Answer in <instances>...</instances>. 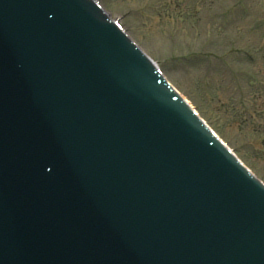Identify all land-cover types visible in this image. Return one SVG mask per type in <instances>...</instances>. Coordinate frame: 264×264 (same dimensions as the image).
Masks as SVG:
<instances>
[{"label":"water","instance_id":"water-1","mask_svg":"<svg viewBox=\"0 0 264 264\" xmlns=\"http://www.w3.org/2000/svg\"><path fill=\"white\" fill-rule=\"evenodd\" d=\"M180 103L87 0H0V264H264V191Z\"/></svg>","mask_w":264,"mask_h":264},{"label":"rangeland","instance_id":"rangeland-1","mask_svg":"<svg viewBox=\"0 0 264 264\" xmlns=\"http://www.w3.org/2000/svg\"><path fill=\"white\" fill-rule=\"evenodd\" d=\"M100 3L264 182V0Z\"/></svg>","mask_w":264,"mask_h":264}]
</instances>
